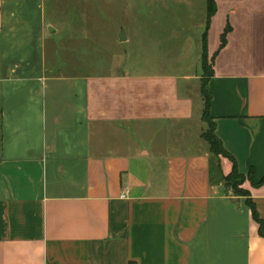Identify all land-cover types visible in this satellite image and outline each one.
<instances>
[{
    "label": "crops",
    "instance_id": "crops-1",
    "mask_svg": "<svg viewBox=\"0 0 264 264\" xmlns=\"http://www.w3.org/2000/svg\"><path fill=\"white\" fill-rule=\"evenodd\" d=\"M212 1L197 51L179 44L192 74L115 58L91 73L84 37L61 51L39 1L0 0V264H264L246 199L224 186L234 162L264 222V0ZM203 57L232 160L202 137Z\"/></svg>",
    "mask_w": 264,
    "mask_h": 264
},
{
    "label": "rangeland",
    "instance_id": "rangeland-1",
    "mask_svg": "<svg viewBox=\"0 0 264 264\" xmlns=\"http://www.w3.org/2000/svg\"><path fill=\"white\" fill-rule=\"evenodd\" d=\"M37 1L42 4L43 17L57 31L50 41L59 50L63 51L70 41L84 37L82 51L89 57L91 65L87 69L91 73L108 71V65L114 62V58L120 68L146 67L151 62L162 60L170 67L183 66L188 62L192 74L201 72L200 61L193 59V49L188 58H181L179 44L191 40L196 43L197 51L205 21L206 0ZM121 33L127 42L119 40ZM151 39L165 46L162 57L149 52ZM206 65L209 66L207 59ZM247 180L249 178L243 176L241 182H237L238 195L243 198L247 193L243 183ZM231 193L234 195L233 191Z\"/></svg>",
    "mask_w": 264,
    "mask_h": 264
},
{
    "label": "trees",
    "instance_id": "trees-1",
    "mask_svg": "<svg viewBox=\"0 0 264 264\" xmlns=\"http://www.w3.org/2000/svg\"><path fill=\"white\" fill-rule=\"evenodd\" d=\"M215 12V5L213 3L212 0H208L207 2V22L209 21V19L212 17V15ZM223 44V42H222ZM202 70H203V79H202V85H201V95L202 97L205 99V109L203 111V121L207 124V129L203 132L202 137L203 139L209 144L211 152L214 155L217 156H223L226 158H229L230 160H232L231 156H229V154H227V152L224 150V148L222 147L219 139L216 137V135L214 134V126L213 123L211 122L209 116H208V103H209V99L210 96L209 94L206 93L205 89H204V81L207 77L211 76L212 71H211V66L209 64V66L207 67L206 65V57H203L202 59ZM243 179V175L240 174L236 168L235 163L233 162V169L231 171V173L224 178V186L226 189L233 191L235 196H239L241 197L242 195H238L237 192V182H241V180ZM252 185H256L254 183H252ZM245 194V193H244ZM246 198V205L248 206V208L251 211V217L253 219V221H255L258 225V234L261 237H264V222H262V220L259 218L255 207L249 197V193L247 192L245 195H243Z\"/></svg>",
    "mask_w": 264,
    "mask_h": 264
},
{
    "label": "water",
    "instance_id": "water-1",
    "mask_svg": "<svg viewBox=\"0 0 264 264\" xmlns=\"http://www.w3.org/2000/svg\"><path fill=\"white\" fill-rule=\"evenodd\" d=\"M48 30H49V32H53V29H51V28H49ZM119 40L121 42L125 41V37H124L123 33L120 34Z\"/></svg>",
    "mask_w": 264,
    "mask_h": 264
},
{
    "label": "built area",
    "instance_id": "built-area-1",
    "mask_svg": "<svg viewBox=\"0 0 264 264\" xmlns=\"http://www.w3.org/2000/svg\"><path fill=\"white\" fill-rule=\"evenodd\" d=\"M125 195L123 194L122 197H124Z\"/></svg>",
    "mask_w": 264,
    "mask_h": 264
}]
</instances>
